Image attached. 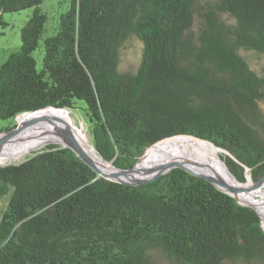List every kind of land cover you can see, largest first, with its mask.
Listing matches in <instances>:
<instances>
[{"label":"trees","instance_id":"trees-1","mask_svg":"<svg viewBox=\"0 0 264 264\" xmlns=\"http://www.w3.org/2000/svg\"><path fill=\"white\" fill-rule=\"evenodd\" d=\"M42 2L0 0V27L4 13L33 9L20 49L0 68V120H12L0 133L24 113L82 101L92 145L118 168L191 135L226 150L239 181L250 170L264 184V75L241 53L264 56V0H217L197 23V0H73L44 39ZM132 36L141 59L126 71L121 52ZM2 196L0 264H155L158 254L178 264H264L258 212L181 167L124 184L49 144L0 165Z\"/></svg>","mask_w":264,"mask_h":264},{"label":"bare ground","instance_id":"bare-ground-1","mask_svg":"<svg viewBox=\"0 0 264 264\" xmlns=\"http://www.w3.org/2000/svg\"><path fill=\"white\" fill-rule=\"evenodd\" d=\"M19 119L22 123H28V126L4 146L0 152V162H4L12 156L25 155L33 149L43 148L52 142L60 145L61 139L49 134L47 130H54L56 127V129L67 131L69 126L78 142L102 172L114 170L112 163L106 162L100 157L92 145L87 131L85 132L83 126L74 123L67 109L50 107L37 112L25 113ZM222 151L214 143L191 135L168 137L155 143L147 150L139 163L138 173L156 172L161 167L177 161L207 177L214 179L219 176L238 188L240 199L253 204L264 221V185L256 186L249 173L247 181H239L224 161L221 155ZM219 185L223 187V185ZM224 188L227 189V187Z\"/></svg>","mask_w":264,"mask_h":264},{"label":"rangeland","instance_id":"rangeland-1","mask_svg":"<svg viewBox=\"0 0 264 264\" xmlns=\"http://www.w3.org/2000/svg\"><path fill=\"white\" fill-rule=\"evenodd\" d=\"M73 0H43L40 5L41 9L47 14L48 19L46 23V31L44 33L43 39L45 37L55 35L60 29L61 17L63 14L67 13L71 7ZM217 0H197V14L196 23L199 20V14L204 11H208L214 8ZM33 9L28 8L18 12H6L4 13V20L7 23L5 26L0 27V68L8 56L21 47V30L28 20L29 16L32 14ZM221 17L227 21H230L228 15H221ZM43 39L40 41V45L34 51V57L37 61L38 68L42 67L44 58V45ZM142 53V42L135 36L130 37L122 47L121 52V64L120 68L126 71L136 70ZM243 56L249 61L252 68L257 70L260 74L264 75V56L257 54L255 51L241 50ZM84 103L79 102L78 108L70 109V115L73 121L78 126H83L85 132L89 135L92 141V136L87 122V118L82 109ZM264 111V103L261 104ZM69 111V110H68ZM23 115V114H22ZM19 115L15 122L18 124L20 122ZM12 120H0V127L8 125ZM49 145V144H48ZM46 147V146H45ZM43 147V148H45ZM43 148L33 149L25 155L12 156L4 162H0V165H6L10 163H20L32 154L42 150ZM223 158L227 155L225 152H221ZM19 157V158H18ZM250 174V170H247V174ZM248 180V176H247ZM264 185V184H263ZM248 192H251L248 190ZM259 198L258 196H256ZM7 196L0 197V217L2 211L5 209L7 204ZM262 224L264 226V221L262 218ZM155 264H178L168 258L158 254L155 258ZM245 264V263H242ZM254 264V263H253Z\"/></svg>","mask_w":264,"mask_h":264},{"label":"water","instance_id":"water-1","mask_svg":"<svg viewBox=\"0 0 264 264\" xmlns=\"http://www.w3.org/2000/svg\"><path fill=\"white\" fill-rule=\"evenodd\" d=\"M50 107L54 108V109H67V108H59V107H54V106H49V107H46V108H43V109H47V108H50ZM43 109H39V110H43ZM39 110H37V111H39ZM67 110H69V109H67ZM37 111H32V112H37ZM32 112H30V113H32ZM69 112H70V110H69ZM27 113H29V112H27ZM27 126H28V123L19 122L17 124V126L14 127L13 129H11L9 131L1 132L0 133V152L4 148V146L8 142L11 141V139L14 136H16L18 133L22 132ZM47 132L49 134L55 136V137L60 138L61 139V141H59L60 145H62L63 147L71 148L81 159L84 160V162L86 164H88L94 171H96L98 173V176L103 177L105 179H109V180H112V181H115V182H119V183H124V184L140 185V184L147 183V182H150L152 180H155L158 177H160L161 175H164V174L168 173L169 171H171L174 168L181 167L183 169L188 170L189 172H191L192 174H194L196 176H200V177L210 181L218 189L224 191L225 193H228L229 195H231L235 199H237V201L240 204L248 206V207H251V208L255 209L258 212V210L256 209V207L253 204L244 202V201H242L240 199V197L238 195V193H239L238 188H236L233 185L227 183L225 180H223L219 176L214 177V179L210 178V177H207V176H205L203 174H200V173L194 171L193 169H191L190 167L186 166L185 164L177 162V161L171 162V163L161 167L156 172L139 174L138 173L139 163H140V161L142 160L143 156L145 155V153L147 151L144 153V155L139 159V161L132 168L122 169V168H118L115 165H113L114 170H112L110 172H102L96 166V164L93 162V160L91 159V157L88 154V152L78 142V140L74 136L73 130L69 126H68V130L67 131H62V130H60L58 128L56 129V127H54V130L48 129ZM50 144H56V143L52 142ZM222 150L227 152L224 149H222ZM219 184L223 185V187L220 186ZM255 184H256V186H262L263 185V183H255ZM224 187H227V189H225ZM258 214L260 215L259 212H258ZM260 217L262 219L261 215H260ZM262 227L264 229L263 224H262Z\"/></svg>","mask_w":264,"mask_h":264}]
</instances>
